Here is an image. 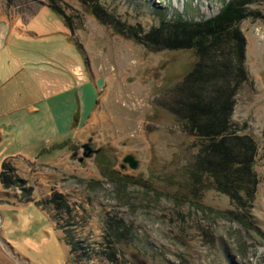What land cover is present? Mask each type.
<instances>
[{
    "label": "rangeland",
    "instance_id": "1",
    "mask_svg": "<svg viewBox=\"0 0 264 264\" xmlns=\"http://www.w3.org/2000/svg\"><path fill=\"white\" fill-rule=\"evenodd\" d=\"M53 1L71 17L72 35L59 14L40 6L46 0H0L7 18L0 19V58L25 65L6 87L23 108L0 117V170L13 158V173L25 182L22 189L0 184V264H264V0L244 4L222 39L206 37L203 46L197 31L189 42L172 40L228 0H98L115 25L79 0ZM177 16L190 25L175 26ZM223 59L243 64L246 79L234 86L231 77L230 121L257 145L258 182L245 210L198 168V141L179 109L196 93L213 98L221 78L207 67ZM200 62L208 77L193 73ZM48 67L60 89L73 83L76 112L65 131L43 102H31ZM88 138L96 151L79 161ZM54 191L72 211L66 228L81 243L76 250L57 228L67 216L56 223L37 203Z\"/></svg>",
    "mask_w": 264,
    "mask_h": 264
},
{
    "label": "trees",
    "instance_id": "2",
    "mask_svg": "<svg viewBox=\"0 0 264 264\" xmlns=\"http://www.w3.org/2000/svg\"><path fill=\"white\" fill-rule=\"evenodd\" d=\"M79 1L91 9L98 21L108 25H115V16L100 9L98 0ZM250 1L228 0L215 17L201 23H195V30L190 28L187 37L173 38L172 43L189 42L194 31L201 33L199 39L201 46L205 44L206 37H211V43L220 41L225 34L224 27L232 25L240 17L242 6ZM40 6H47L59 14L70 35H72L74 30L72 19L64 12L61 6L53 0L40 2ZM38 8L34 9L30 14L34 15ZM156 14L161 19L164 18L161 9L159 11L156 10ZM176 22L175 26L177 24L179 26L187 25V22L183 21L180 16H177ZM239 52L241 54V50ZM202 64L200 62L193 70V73H197L199 78L208 77L205 74L206 70H204L206 67H202ZM207 68L210 69L212 77L215 75L221 78L213 98L204 100L200 93L194 94L196 95L195 98L186 101L183 104L184 107L181 106L179 108L181 110H179L181 119H183L184 126L189 133L198 141L199 152L196 159L198 168L211 179L216 190L228 195L238 207L245 210L254 197L258 182L257 175L253 169L257 145L248 134H239V130L230 121V92L232 90L231 82H233L231 77L233 76L235 79L233 82L234 86H238L240 82L246 79L244 67L240 63L239 65H234L230 59H223L222 61H213ZM193 73L191 72L189 75H194ZM12 159L10 157L5 158L1 164L0 184L3 189L12 186L22 189L25 182L24 179L13 173ZM240 192H243V196H241ZM29 195V191L23 192L22 196L25 201L31 200ZM37 203L42 205L49 213H52L56 223L59 216H67L68 221L64 227L58 225L57 228H63L65 243L70 245L73 250L78 249L81 244L80 241L73 240L74 235L69 233L70 230L66 228L69 225H73V215L66 197L62 193L54 191L46 199ZM85 219L86 216H83V221ZM82 257H85V255H82Z\"/></svg>",
    "mask_w": 264,
    "mask_h": 264
},
{
    "label": "crops",
    "instance_id": "3",
    "mask_svg": "<svg viewBox=\"0 0 264 264\" xmlns=\"http://www.w3.org/2000/svg\"><path fill=\"white\" fill-rule=\"evenodd\" d=\"M34 15H32L31 17H33ZM31 17L25 20L28 21ZM0 19L7 20V18L4 17V15H2L1 13H0ZM11 52L13 53V54L11 53L12 56L16 54L14 51ZM1 59H3V57L0 58V92H1L0 117L4 116L5 114L7 115L9 113H12L16 110H21V108H23L22 104L18 101H15L13 104L10 102L11 92L10 89L6 87L12 79L18 78L20 72L25 69L24 61L16 62L15 60L14 62H9L7 60L5 61ZM26 60L28 61V59ZM34 74L35 71L32 70V75ZM44 75L46 76L45 78L46 80H45L44 88H42L41 96L39 99H34L31 102L34 105H36L38 102H43L45 104L46 107L45 109L48 112L49 118L53 122L55 128L61 131L68 130L73 126V119L75 118V112H76L75 96L73 95L72 92L73 83L72 84L66 83L60 89L56 70H54V68L52 67L50 68L48 67ZM4 94L6 97L8 96L7 101H5L4 99ZM16 98H18V96H16ZM64 101L68 102V105H70L68 110L67 108L64 109V107H61V105H65ZM38 108L39 107H37V110Z\"/></svg>",
    "mask_w": 264,
    "mask_h": 264
},
{
    "label": "water",
    "instance_id": "4",
    "mask_svg": "<svg viewBox=\"0 0 264 264\" xmlns=\"http://www.w3.org/2000/svg\"><path fill=\"white\" fill-rule=\"evenodd\" d=\"M92 13V11H91ZM82 155L78 158L79 161H82L84 158L90 157L96 150L94 149V144L91 142V138H88V141L82 144ZM124 162H127L131 168H134L136 162L132 159L131 155L124 157Z\"/></svg>",
    "mask_w": 264,
    "mask_h": 264
}]
</instances>
